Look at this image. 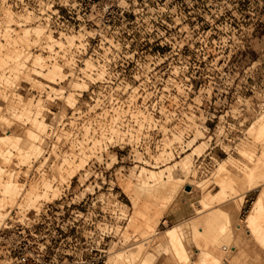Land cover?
I'll use <instances>...</instances> for the list:
<instances>
[{
  "label": "rangeland",
  "instance_id": "rangeland-1",
  "mask_svg": "<svg viewBox=\"0 0 264 264\" xmlns=\"http://www.w3.org/2000/svg\"><path fill=\"white\" fill-rule=\"evenodd\" d=\"M71 2H73L74 15V19H70L71 27L66 33L61 35L56 33L55 36L52 31L47 32L45 29L42 43L48 35L62 41L65 50L59 51L56 56L57 59L59 57L64 59L61 53H66L68 47L85 42L88 53L79 55L82 58L81 62L79 61L81 58L74 54V57L79 59L75 61L77 66L83 65L84 71L90 68L84 67L87 60L102 61L103 56L106 55L104 50L107 48L113 49L110 53L113 62L119 63L123 55L131 54L134 64L130 71L135 77L129 86H125L116 80L105 84H92L87 79H79L80 75L71 74L74 79L66 75L67 80L57 85L45 81L43 77L34 76L33 67L28 68V64L32 62L27 63L24 68L20 67L21 74L16 82L13 81L15 74L13 76L12 73L5 72L4 77L10 75L6 80L10 81V78L15 86L11 85V88L6 84L5 86L3 84L5 78L2 79L3 76L0 78V81L2 79L0 115L10 117L15 105L21 107L18 109L20 112L23 108L22 104L30 101L33 109L41 104L40 106H44L42 111L51 109L56 116L59 114L57 117L60 122L56 123L54 114L44 113L48 116L47 123L53 121L61 132L67 134L73 132L76 134L75 137L74 134L71 135L75 140L80 138L79 140L85 141L87 136L84 129L91 127L90 135L97 137L96 139L101 138L103 142L102 145L97 146L100 148L96 149L86 169L73 179L70 189L63 192V184L59 182L60 180H58L60 184L54 185L53 182L54 187L61 190V197L62 193L66 194L54 207L37 213L35 210L39 211L38 207L41 208L43 203L50 201L41 200L36 208L30 209L19 208L14 203L9 204L10 207L7 206L5 213H8V208L14 209V207L23 211L17 212L18 217L21 216L19 218H23L26 225H34L33 229L36 228L39 242L51 243L46 255L54 257L55 263L59 264H76L81 257L90 264L95 255V249L91 252L92 247L103 250L100 264L115 262L120 254L129 261L131 256H138L139 253L142 255L153 239L148 233V226L156 227L162 232L157 235L158 237L168 228L177 225L178 230L183 232L181 236L192 250L195 249L193 240L197 231H203L205 234L209 230L208 233L217 234L223 230L224 233L220 235L223 239L221 240L231 246L227 249L224 258L219 259L220 263L216 264H264V244L254 239L245 223L234 231L226 226V233L223 223L216 219L219 206L205 209L201 213L197 210L204 199L210 202L213 195L219 191L211 174L222 158H235L241 168L246 167L250 161L246 156H241L240 150H244L253 154L254 160L259 159L261 163L264 162L261 138L263 133H250L251 126L264 113V0H92L91 2L71 0ZM10 19L26 24L23 27L13 26L15 34L21 33L25 27L45 28L37 23L31 12L13 11L11 8L0 9V29L5 27L3 22ZM37 39L38 37L32 34L31 43L25 49L30 52L31 47L35 45L41 49ZM70 40H73L72 45L68 42ZM43 47L42 44L41 51L33 50L30 54L34 56L41 54L47 58L49 55ZM53 58H48L47 63L59 64V60L54 56ZM48 72L49 70L43 71L44 74ZM65 72L69 73L68 67L65 68ZM1 75L2 71H0ZM70 81L88 84V91L75 92L74 107L66 105V101L62 98L56 99L52 92L53 88H60ZM6 88L8 91L4 90ZM17 94L23 96V102L15 99ZM142 110L146 114L141 112ZM130 112L135 114L132 116ZM119 117L125 121V124H130L134 128L147 121L151 124L148 128L154 134V139H160L162 131L167 133L163 142H169L178 135L181 139L172 140L173 146L178 143L180 147L178 156L174 155L172 160L159 164L161 166L159 169H153L150 165L140 162L139 157L142 158V155L139 153H137V161H133L132 155H129L132 153L130 146L118 145L116 137L115 140L108 139L114 134L107 125L115 124ZM17 123L7 127L0 121V132L2 131L0 135L12 130L17 135L26 136L25 130L30 126L28 121L27 124ZM103 125L106 126L103 131L107 133L104 139L100 135L103 131L95 132L96 127L100 128ZM226 135L228 140L224 138ZM193 138L197 141L195 142ZM53 140L55 141L56 138ZM203 142H205L204 149L197 155L194 148ZM189 143V150L182 148ZM228 144L232 147H226ZM49 145L52 148L50 142L43 156H39L38 161L35 159L32 161L39 163L45 157H49L51 150ZM67 146L58 149L59 154L69 151ZM162 148L152 151L147 157L149 164L154 163L151 156H157ZM184 160L189 161L188 172L191 170L189 173L183 171ZM174 163L175 176L186 179L188 184L195 183L194 190L189 192L185 189L187 185H178L177 195L171 201L168 198L159 197L157 200L148 197L140 188L136 178L141 167L161 170ZM10 164L7 169H14L18 173L16 175L18 182L24 190L39 182L40 179H28L25 184L22 178L26 174L27 167L24 165L20 167L17 160H13ZM232 168L240 172L238 167ZM241 175L244 184H248V177L242 171ZM55 177L58 178V172ZM80 177L83 182L90 177L86 183V187H90L87 191L92 190L91 186L94 184L98 185V189L95 196L87 194L84 213L76 217L66 208L69 203L80 199L84 189L78 185L77 179ZM199 184L203 185L204 190L198 188ZM127 187L135 192L136 200L126 194ZM257 196L258 190L249 191L245 195L246 201L239 214L241 219L250 212ZM17 200V204L21 203L23 197ZM229 201L226 203L229 204ZM133 202L138 204L135 206ZM62 203L65 205L64 210L60 207ZM150 214L153 218L147 223L149 216L147 219L146 216ZM219 215L218 218L221 216ZM13 216L16 219L14 212ZM74 218L78 219L77 232L70 230L69 227L71 222L75 221ZM258 220L264 225V209L260 212ZM16 224L21 225L20 222ZM231 232H234L233 235ZM163 250L162 247L156 248L159 258L165 255V252L160 254ZM132 251H135L136 255H131ZM190 253L189 250L187 252L189 255L179 257L178 264H195L196 259H192ZM7 254L5 247L0 252V264Z\"/></svg>",
  "mask_w": 264,
  "mask_h": 264
},
{
  "label": "bare ground",
  "instance_id": "bare-ground-1",
  "mask_svg": "<svg viewBox=\"0 0 264 264\" xmlns=\"http://www.w3.org/2000/svg\"><path fill=\"white\" fill-rule=\"evenodd\" d=\"M17 22H15L13 19L4 21L3 23H5V27L3 29H0V71H2V75L0 76V78L2 76H3L2 79L5 78L3 79L4 80L3 84L10 86V88H11V85L15 86L13 85L14 84L13 81L18 79V76L21 74L20 69L22 68L20 67L24 68L26 64L29 62H32V65H33L32 73L36 75L37 77H43L45 81L47 80L50 83L57 84V85L65 82L67 80L66 79L67 74L66 72L64 73L63 67L66 65L72 66L75 64V61L71 58H67L66 56H64L65 55L64 54V55H61L65 59L64 65L62 64L59 65L57 62L53 63L52 65L47 63L48 58L50 59V58H53L54 56L57 59L56 55H58L59 51L65 50L64 48L65 44L59 39L53 37L52 35L46 36V38L44 39V43H42V40H43L42 37H43V34L46 28H41L39 26L32 27V28L25 27L22 29L21 33L18 34L17 32V34H15L16 32L13 33L15 31L13 29V26L17 25L19 27L21 26L23 27L24 25L21 22L19 23ZM13 34H15L16 37H14ZM32 34L38 37L37 43L38 42L40 43L38 44L41 45V49H42V44H43L44 46L43 48L46 50V52L49 55L47 58L43 57L41 54H37L36 56H34L33 54H30L29 51H27L28 50L27 48L25 49V47L29 46V43H31L30 39H31ZM68 42H70V45L73 44V40H70ZM94 62H90L87 60L84 67H88V68L90 67V68L89 69L87 68L88 70L85 69L86 71H84L82 69L83 68L82 66L79 69V72L81 76H83V78H87L93 82L96 81L97 78H101L102 76V74H99L98 77H95L94 74L92 73L93 70L96 68ZM46 70H49V72L47 74H44L43 71H46ZM5 72H8L10 74L12 73V75L15 74V76L13 75L14 76L13 78L15 79L13 81H11L10 78H9L10 81L6 80L8 79L7 77H10V75L7 77H4ZM72 74L74 75L75 73L73 72ZM35 81L39 82V80L37 79H35ZM8 82L9 83L11 82V83L8 84ZM65 84L64 86H61L60 88H53L54 91L52 90L51 91L54 93L56 99L62 98L63 100L66 101V105H68L69 107H74L76 106V99L74 98L75 92L88 91V84L81 83V82L80 83L72 82V81L65 83ZM4 90L8 91L7 88ZM10 90L12 91L13 89H10ZM17 95L18 96H16L15 99L17 98L16 100L23 102L24 101L23 96L20 94H17ZM12 97H13V93H12ZM22 105H23V108L20 109L21 110L20 112L18 111V109L21 107L20 106L18 107L15 105L12 108V113H11L12 116L10 117L9 115L8 117L4 116V114L0 115V121L6 124L7 127H11L17 122H23L27 124V121H28V123L30 124L29 128L25 130L26 131V136H24L25 138L23 136L15 134L12 130H9L6 133H3L2 135H0V228L2 227V225L5 223V220L7 219L8 213L6 214L5 210L9 204L11 205V204L16 203L15 205H18L19 208L30 209V208H36L38 202L41 200L54 201L60 198L61 190H59L57 187H54L55 184L53 185L54 179L57 178L55 177L56 172H58V180H60L59 182L61 184L69 182L71 179L77 177L81 171L86 169V167L89 164V160H91L93 155H95L96 149L100 148V147L97 148V146L102 145L101 138L96 139L97 137L95 138L90 135L91 127L84 129V133L87 136V137L85 136L86 137L85 141L84 139L82 141L79 140L80 138L78 139L79 140L78 141L72 138L73 136L75 137L76 135L72 131H71L72 132L71 134H74L73 136L71 134L61 132L58 129V126L55 123H53V121H49V123H47L48 116L47 115L45 116L44 111H42L44 106H40L41 104L36 106L35 109H33L34 107L31 106L30 101L23 103ZM64 109L66 110V108ZM57 116L56 115L55 117L53 116L56 119L54 120L56 123L60 122ZM73 119H74V116H73ZM115 119L114 121H116ZM116 123L115 124L112 123L113 125L109 124V126L107 125V128L109 127V130H111V132L116 133L118 135L119 131L115 129ZM104 127L106 126L104 125L100 126L99 131L98 130L97 131L101 133L103 130H105ZM164 130H168V129L164 128ZM252 132L253 133H260V132L263 133V136L261 138H262V148H263L262 151H264V113L261 114L259 118L255 121V123L251 126L250 133ZM106 134L107 133L103 131L100 135H102L104 139V137H106L105 136ZM55 138L56 140L54 141L53 139ZM108 139H111V137H109ZM177 139H181V138H179L178 135L177 136L175 135V138H173L172 140L178 141ZM172 140H170L169 142H163L164 146L162 145L163 148L161 147L162 150L160 151V153L157 156H151L153 157L154 163L149 164V161L143 156L142 158L139 157V161L142 162L143 164L145 163V164L150 165V167L153 169L161 168L159 164L161 163L164 164V162H166L167 160L173 159L174 149H173ZM193 140L195 139L193 138ZM196 141L197 140H195V142ZM50 142L52 143V148H51V145H49L51 149L50 155L49 157H45L44 159H42L41 162L43 160H46V161L57 160L58 161L59 164L55 165L53 168V174L51 175L52 178H48V176L42 175L38 183H35L32 186H30L29 189L24 190V187L21 186L18 182V179H17L18 177L16 176L18 175V173H16L14 169H7L8 165H11L10 163L13 162V160H17V164L20 167L21 165L22 166L29 165L30 163L33 162L32 160L34 159L38 161L39 156L41 155L43 156V153L46 152L45 148L48 144H50ZM204 143L205 142L200 143L196 146V148H194V152L195 153L197 152V155L203 151ZM67 144H69L68 145L69 151L66 150L64 151V153L61 152L62 154L61 153L59 154L60 150L58 151V149L65 148ZM182 148H185V149L187 148L189 150L190 143L185 145ZM188 150H185V151H188ZM13 151L16 153H13ZM240 154L241 156L242 155L246 156L249 159L250 163L247 164L246 167L244 166L241 168V166L239 165V162L235 158H231V157L222 158L219 161L216 170L213 172V174H211L214 177L215 184L219 188V191L213 195L212 200L210 202L204 199L200 207L197 210L198 212L201 213L205 209L208 210L211 207L219 206L220 208L217 212L216 219L220 221V223H223L224 231H225L226 226L230 227L232 231H234V229H239L242 223H245L247 229L251 232V235L254 237V239L257 242L264 244V225L261 224L262 221H260L261 222L260 223L258 220L260 212L264 209V162L261 163L259 159L254 160L253 159L254 155L251 153H248L247 151L240 150ZM188 165H189V161L184 160L183 166H182L184 169L182 170L184 172H188L189 170ZM233 166L238 167L240 172L237 170H234L232 168ZM175 168H176L175 163L161 170H152V169H148L142 166L141 170L139 171L136 177L137 180L139 181L140 188L142 189L143 192L146 193L148 197L150 196L152 199H157V200L159 197L161 199L168 198L170 201L175 199L177 192H178V189H177L179 187L178 185L190 186V189H186V188L185 189L186 191L192 192L194 190L195 183L193 185L190 183L188 184L186 182V179L176 177L174 173ZM241 171L243 174H245L248 177V180H249L248 184H244V182L242 181ZM29 172H30V169H27L26 174H28ZM198 188L201 191L204 190V187L202 184H199ZM253 190H258V196L253 201L250 212L247 214V216H245L244 219H241L239 217V214L241 210L243 209L242 207L244 206V202L246 201L245 195L249 191H253ZM142 191H141V194L143 193ZM126 194H128L129 196H131L133 199L136 200L135 192L129 187H127ZM19 197H23V200L21 203L17 204V201H18L17 199ZM229 200H232V202H230ZM227 201H229L230 203L227 204L226 203ZM137 204L138 203H136L135 206ZM37 209L40 210V207H38ZM155 214H158V213H155ZM218 214L221 215V216L219 215L220 219L218 218ZM147 217H148V220L146 221L148 223L152 220L153 217L151 216V214L147 215L146 219ZM148 227H149L148 233H150V236L153 239H151L150 243L147 246V249H145L146 251L144 250L145 252H143L142 255H139L140 254L139 253L137 256L134 253L135 251H132L133 253L131 252V255L135 254L136 256L134 257L131 256V260L127 261L126 257L120 254L117 257V260H115V262L113 261L112 263H109V264H127V263L129 264H157V263L158 264L159 263L160 264H178L179 257H181L182 255H186L189 250L192 253V259H196L197 264L198 262H200L201 264H216L219 262V259H222V257L226 254V252H228L227 249L231 246V245L229 246V245L224 244L225 242L223 243L222 241L223 239L220 236L224 233L222 229H221L222 231H220L219 233L216 232L217 234L211 233L212 235L208 233L209 231L208 229H207L208 230L207 233L209 235L206 232L205 234H203V231L202 232L197 231L196 232L197 235L196 236L193 235L195 237L193 240L195 249L192 250L189 247L186 240H184L183 237L181 236L183 232L178 230V225L168 228L166 231H164L163 234H161V236H158V237L157 235H159L162 232H160L159 229L156 227H153V226H148ZM187 227H190V226L187 225ZM226 242H229V241H226ZM157 247H162L165 250V251L164 250L160 251V254L162 252H165V255L162 258H159L160 255L156 251ZM134 249L136 248L134 247ZM186 260H188V258Z\"/></svg>",
  "mask_w": 264,
  "mask_h": 264
},
{
  "label": "built area",
  "instance_id": "built-area-1",
  "mask_svg": "<svg viewBox=\"0 0 264 264\" xmlns=\"http://www.w3.org/2000/svg\"><path fill=\"white\" fill-rule=\"evenodd\" d=\"M90 2L92 0H89ZM93 4H96L93 2ZM4 8H11L13 11H28L32 13V16L35 18L37 23L44 26L47 29V32L52 31L53 35L55 36L56 33H66L68 28L71 27L70 25V19H74L73 13V2L71 0H0V9ZM78 18V17H77ZM56 23V24H55ZM88 44V42L86 43ZM41 51V49L38 46H32L30 49V52L33 50ZM113 52L112 48H107L104 50V53L106 54L103 56L102 61L101 59H97V62L95 63L96 68L93 70V74L95 77H98L99 74H102L101 78H97L96 81H91L87 78H83L81 76L77 63L75 62L72 66H64L65 68H69V73L67 76L71 79H74L71 74L74 72L77 76L80 75L81 80H89L92 84H105L107 82H114L116 80L121 85L129 86L133 78L135 77V74H133L130 71V68L133 67V57H131V54L123 55L121 58V61L119 63L113 62L111 54ZM33 53V52H32ZM71 53V54H69ZM88 53V48L85 43H81V45H75L73 47H68L66 49V53L62 52L61 55L66 56L67 58H71L74 61L79 60L77 57H74V54L76 55H85ZM48 55V53H46ZM110 54V55H108ZM46 55V56H47ZM71 55V56H68ZM81 58V57H79ZM57 60H59V64L64 65L65 61L62 57H59ZM82 58L79 60L81 62ZM49 63L52 61H48ZM84 64V63H83ZM83 66V65H82ZM81 66V67H82ZM33 65L31 63L28 64V68H32ZM78 67V68H76ZM40 70V69H39ZM102 72V73H101ZM34 75V74H33ZM36 76V75H34ZM37 77V76H36ZM118 99V98H115ZM50 113L54 114V112L51 109H48L44 111V113ZM80 112V110L78 111ZM144 114L146 112L142 110ZM133 116L135 112H130ZM142 126H137V128L133 127L130 124H125V121L119 117L116 123V128L119 130V134H115L111 136V139L115 140L118 145H128L131 147V152L129 155H132L133 161H137V153L142 154V156L146 159H149L147 157L150 156L152 151L159 150V148L163 145V139L167 135L164 131L161 132L162 136L160 139H154L153 133L150 131L148 126L151 124L147 121H143ZM157 129V127H155ZM99 130V126L96 127L95 131L97 132ZM154 131V130H153ZM158 131V130H157ZM160 133V132H159ZM120 136V137H119ZM228 140L227 135L224 137ZM224 140V139H223ZM223 140H221L223 142ZM221 144V143H220ZM226 147H232V145L228 144ZM173 152L174 155L178 156V150L180 147H178V143H176L173 146ZM138 163V162H137ZM57 160L52 161H46L43 160L42 162L39 161L37 163L36 161H33L30 166H26V170L30 169V172L28 174H24L23 178L24 183L26 184L27 180H38L44 176L50 177L53 174V168L55 165H58ZM82 177V176H81ZM81 177L77 179L79 182V187L84 188L83 191L80 194L79 201H73L72 203H69L67 205L66 210L69 211L71 214H75L76 217L82 215L84 213V206L87 204L88 195L95 196L98 185L94 184L91 186L92 190H88L86 187L87 181L90 180V177L85 180L84 182L81 181ZM74 179V178H73ZM73 179H71L69 182L63 183V192H66L65 190L70 189L72 187ZM58 178L54 179V184H58ZM90 188V187H89ZM63 195L65 196V193H62V197L60 196V199L45 202L41 205V208L39 211H36L39 213L41 210L48 211L51 207H54L56 202L61 200L63 198ZM87 197V198H86ZM60 207L64 210L65 205L62 203ZM16 215V219L13 216ZM17 212H23L18 209H11L8 208V218L6 219L5 223L3 224L2 228L0 229V252L3 250V248L6 247V250L8 252L7 256L2 259V264H59L58 262L55 263L54 257H48L46 255L49 245L51 243H45V242H39L38 239V233L36 231V228L33 229L34 225H26L25 220L23 218L18 217ZM23 219V220H21ZM75 221H72L69 225L70 230H75L76 232L79 229V225H76V221H78L77 218H74ZM20 222L21 225H17L16 223ZM67 231H65L66 233ZM29 234L31 236H29ZM95 249V255L93 257V260L90 264H100L102 262V251L101 249L92 247L91 252ZM100 252V253H98ZM76 264H87L86 260L81 257V259H78L76 261Z\"/></svg>",
  "mask_w": 264,
  "mask_h": 264
},
{
  "label": "water",
  "instance_id": "water-1",
  "mask_svg": "<svg viewBox=\"0 0 264 264\" xmlns=\"http://www.w3.org/2000/svg\"><path fill=\"white\" fill-rule=\"evenodd\" d=\"M186 189H190V186H187Z\"/></svg>",
  "mask_w": 264,
  "mask_h": 264
}]
</instances>
